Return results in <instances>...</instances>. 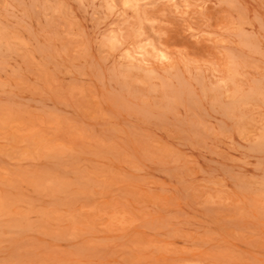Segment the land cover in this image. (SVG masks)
<instances>
[{"label":"rangeland","instance_id":"obj_1","mask_svg":"<svg viewBox=\"0 0 264 264\" xmlns=\"http://www.w3.org/2000/svg\"><path fill=\"white\" fill-rule=\"evenodd\" d=\"M0 264H264V0H0Z\"/></svg>","mask_w":264,"mask_h":264}]
</instances>
